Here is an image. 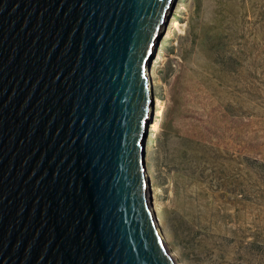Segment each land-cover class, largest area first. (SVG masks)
<instances>
[{
	"label": "water",
	"instance_id": "1",
	"mask_svg": "<svg viewBox=\"0 0 264 264\" xmlns=\"http://www.w3.org/2000/svg\"><path fill=\"white\" fill-rule=\"evenodd\" d=\"M174 2L0 0V264H177L145 166Z\"/></svg>",
	"mask_w": 264,
	"mask_h": 264
},
{
	"label": "rangeland",
	"instance_id": "2",
	"mask_svg": "<svg viewBox=\"0 0 264 264\" xmlns=\"http://www.w3.org/2000/svg\"><path fill=\"white\" fill-rule=\"evenodd\" d=\"M156 227L177 264H264V0H175L149 68Z\"/></svg>",
	"mask_w": 264,
	"mask_h": 264
},
{
	"label": "bare ground",
	"instance_id": "3",
	"mask_svg": "<svg viewBox=\"0 0 264 264\" xmlns=\"http://www.w3.org/2000/svg\"><path fill=\"white\" fill-rule=\"evenodd\" d=\"M147 74H148V77H149V87H150V90L152 91L153 89H152V80H151V77H150V74H149V70H147ZM152 106H150V113H152ZM150 210H151V212H154V208L151 206L150 207ZM157 230H158V232H159V229L157 228ZM159 234H160V232H159ZM161 235V234H160ZM162 237V236H161ZM171 255V254H170ZM172 256V255H171ZM172 258H173V256H172ZM174 259V258H173ZM175 261V260H174ZM177 263V262H176Z\"/></svg>",
	"mask_w": 264,
	"mask_h": 264
}]
</instances>
